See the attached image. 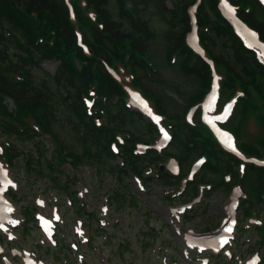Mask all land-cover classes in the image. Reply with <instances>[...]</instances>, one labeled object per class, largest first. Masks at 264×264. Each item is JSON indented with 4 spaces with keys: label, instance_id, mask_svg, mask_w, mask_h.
Here are the masks:
<instances>
[{
    "label": "trees",
    "instance_id": "obj_1",
    "mask_svg": "<svg viewBox=\"0 0 264 264\" xmlns=\"http://www.w3.org/2000/svg\"><path fill=\"white\" fill-rule=\"evenodd\" d=\"M226 1L264 42L262 3ZM112 4L115 11L110 7ZM152 16L164 20L168 27L164 52L167 64L176 65L186 75L197 76L198 88L179 112H169L162 95L154 93L146 84V81H160L154 74L155 60L150 51L152 32L148 18ZM192 17L203 55L187 42ZM77 35L87 51L78 44ZM208 60L219 76L221 97L240 92L227 122L233 125L237 138L244 121L258 122V129L250 130L255 141L241 142V151L248 157L264 158V62L244 45L230 20L220 11L218 0H0V136L7 141L15 138L21 142L24 138L42 139L47 135L61 143L50 122V115H54L60 103L72 117L83 143L81 154L65 152L64 155L71 157V163H78L77 167L81 163L89 166L91 171L87 173L94 183L89 185L91 191L87 189L84 198L89 199L96 193L92 207L102 193L100 199H105L109 207L128 206L139 211L143 204L131 190L127 178L138 177L147 192L149 181L165 189H176L179 194L174 201L181 199L182 202L193 200L200 186L209 185L208 189H202L205 195L210 190L230 192L239 186L244 196L238 205V239L246 231L244 219L258 217L261 224L252 225L256 236L247 248L257 244L264 251V214L259 207L264 201V166L244 161L245 167L240 170L242 160L220 147L201 122L199 109L192 123L185 119L187 109L199 106L210 85L212 68ZM45 61H58L52 74L41 68ZM120 68L129 75L127 82L124 78L117 79L110 70ZM37 70L42 71L41 78L37 77ZM127 84L151 99L170 128L171 140L160 152L154 148L144 153L136 151L137 142H152L158 130L141 112L127 105ZM85 96L93 98L90 111L85 106ZM112 143L118 148L116 153ZM18 145L11 140L4 145L3 157L8 166H14L21 156L26 174L23 179L35 183L36 179L47 178L48 182L58 185L65 196L70 194L72 210L81 214L84 209L82 216L91 225L96 212L88 208L86 200L77 204L80 202L72 196L74 191L68 190L67 181H72V189L77 178L66 173L61 177L64 172L59 164L63 156H45V149L38 142L32 155H24ZM200 155L205 156V162L192 179H186L185 166ZM170 157L180 164L177 175L160 168ZM22 188L11 192L13 199L23 197ZM171 194L166 192L164 200H170ZM60 196V199L64 197ZM34 210L31 203L20 208L23 224H36ZM146 214H150L149 209ZM92 231L98 233L97 227Z\"/></svg>",
    "mask_w": 264,
    "mask_h": 264
},
{
    "label": "rangeland",
    "instance_id": "obj_2",
    "mask_svg": "<svg viewBox=\"0 0 264 264\" xmlns=\"http://www.w3.org/2000/svg\"><path fill=\"white\" fill-rule=\"evenodd\" d=\"M167 3L170 6V2L168 1ZM110 7L112 10L115 8L113 4L110 5ZM148 24L152 32L150 51L155 60L154 74L160 78V81H146V84L154 93L162 95L163 104L169 112H179L181 106L188 101L190 96L198 88L197 76L186 75L176 65L171 66L167 64L164 58V52L167 46L165 34L168 29L165 21L157 16H152L148 18ZM124 27L126 26L124 25ZM57 62L58 61H45L41 64V68L52 74L56 69ZM36 72L37 77L39 76V78H41L43 76L41 70H37ZM117 73L120 78L128 79L126 76L128 75L127 72L122 68H120ZM227 96L228 94H225L223 97L220 96V98L223 99ZM209 97V99L212 100L214 94L210 93ZM232 98L235 101L238 99L235 95H232ZM3 102L4 105H6L7 102ZM56 108L54 115H50V122L52 130L61 143H57L50 136L48 137L46 135H44L42 139L39 137L35 139L24 138L21 142H19L20 139H18L16 143L19 144L18 146L20 148H23L24 155L27 153L32 155L31 152H33L35 148H38L35 146V143L38 142V144L45 149V156L56 155V158L58 156H63L59 164V169H62L64 172V175L61 177L64 178L66 173L75 179L77 178L76 180L74 179L75 181L73 180V190L71 189L72 181H67V184L70 185L68 190L74 191L72 196L75 200L80 203L86 200L88 202V208L96 212L97 218L92 222V227L93 229L97 227V230L101 228L100 233L98 232L95 234L91 232L92 230L89 229L85 217L82 216L84 209L79 217L75 216L72 208H68V205L70 206L69 202H73L70 194L67 193L66 197L58 185L51 184L45 177V180L36 179L35 183L23 179L22 177L26 174L24 165L20 162V156L17 158L16 164L8 169V175L15 181L16 189L20 190L23 187L22 189L25 191L23 197H20L16 202L12 201L15 206L11 214L12 217L14 219L17 217L21 218L22 214L19 213L18 210L26 203L37 206V210L44 213L50 212L52 206L56 204L61 214L65 215L68 222L66 224L63 216L61 220L57 222L56 233L54 235L57 241L56 244H52L49 239L44 237V235L40 233V230L36 228V224H32V222H25L24 224L19 223L17 228L12 227L15 221L9 223L7 230L13 233L14 237L7 234L8 238H12L11 241H8L6 240V232L0 230V242L4 248L3 253H0V264H4L2 255L4 258L13 260L15 264H25V262L22 261V255L17 251H13L14 249L12 248L16 247L20 249L23 248L24 251L30 250L37 259L41 258L44 264H63L62 260L64 258H67L72 264H121L118 253L120 254V258L121 255L125 258H131V260L122 262V264H129L130 261H132V264H164V255L175 256L176 254L182 255L183 258V260L179 258L177 264H192V262L187 259L188 257H185L186 253L183 250V248L186 247L184 233L192 231V233L200 234L199 232L206 230L207 226H210V229L214 226L219 228L221 220L227 214L226 207L230 197L234 196L239 198L242 196L241 193L226 192L220 189L216 191L210 190L208 191L209 195L204 194V197L200 196V198L193 200L190 204H186L180 203L182 202L181 199L179 201H174L173 194L170 195V200H164L166 190H170L171 188L165 189L158 183L149 181L150 190L144 192L135 179L127 178L130 181L131 190L137 194L143 204V207L139 211L128 206L124 209H114L110 207L104 210L102 208L105 205V199H100L102 193H99V198L95 206L92 207L91 205L94 204L97 198L96 193L91 195L89 199L87 197L84 198L87 189L91 191L89 185H93L94 183V181L90 182L92 177L87 173L90 170L89 166H84V164L81 163L79 164L80 166L77 167L76 165L78 163H71V157L65 158L64 155L65 152L82 153L83 143L80 140L81 137L74 126L72 117L65 109V106L59 103ZM230 110V104L227 103L214 121L217 123L218 120L219 123H222L225 120L226 112ZM249 113H251V111L248 112V114ZM203 121L206 123L204 119ZM228 127L229 129H233V125L228 124ZM253 129H258V122L250 120L244 121L240 130L237 132L239 134V144L243 141H255V137H253L250 132V130ZM0 143L2 144V142ZM163 165L166 167L167 163ZM187 167L189 168V163L185 166V170ZM75 173H77V175ZM27 182L31 187V191L34 193L33 196L28 193ZM175 193L177 192L175 191ZM61 194L64 196L62 199H60ZM36 198H39L40 201L36 200ZM259 207L264 214V201ZM146 209L150 210V214H146ZM66 210L67 213H65ZM238 212L236 211L235 215H237ZM253 217L254 219L250 221L255 220L256 217ZM77 218L84 221V234L82 235L88 237L87 242L81 241L82 235H77L75 232ZM258 224H261V220L258 221ZM22 225H24V232L23 230L21 231ZM26 228L28 229L26 230ZM180 231L183 233H180ZM211 232H213V230H209L208 233ZM237 235L238 233L235 230V236ZM255 236L251 228L245 231L241 239L239 237L237 240L238 246L230 247L232 254H237L238 256L239 253L256 252L247 248L249 241L251 239L253 240ZM144 241L146 244H144ZM118 243H121L123 247L119 244L117 248ZM75 244L77 249L73 248ZM256 245L257 244L253 247L258 248ZM189 251L190 250H188V253H190ZM78 253L81 254V258L78 257ZM258 253L263 254V252ZM24 254L27 256L26 253ZM207 254L209 257L214 255L210 252ZM198 256H200L199 253ZM211 258H213V256ZM30 264L39 263L34 262ZM166 264H173V262L171 260L166 262ZM225 264H227V261H225Z\"/></svg>",
    "mask_w": 264,
    "mask_h": 264
},
{
    "label": "snow or ice",
    "instance_id": "obj_3",
    "mask_svg": "<svg viewBox=\"0 0 264 264\" xmlns=\"http://www.w3.org/2000/svg\"><path fill=\"white\" fill-rule=\"evenodd\" d=\"M229 11H232L231 9H229ZM228 231H231V229H228ZM226 242V241H225Z\"/></svg>",
    "mask_w": 264,
    "mask_h": 264
},
{
    "label": "water",
    "instance_id": "obj_4",
    "mask_svg": "<svg viewBox=\"0 0 264 264\" xmlns=\"http://www.w3.org/2000/svg\"><path fill=\"white\" fill-rule=\"evenodd\" d=\"M236 24H237V22H236Z\"/></svg>",
    "mask_w": 264,
    "mask_h": 264
}]
</instances>
